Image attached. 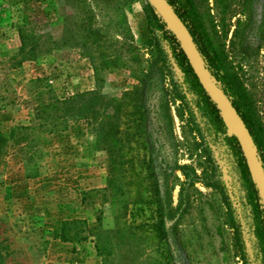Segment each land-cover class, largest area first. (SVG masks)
Returning <instances> with one entry per match:
<instances>
[{"label": "rangeland", "instance_id": "obj_1", "mask_svg": "<svg viewBox=\"0 0 264 264\" xmlns=\"http://www.w3.org/2000/svg\"><path fill=\"white\" fill-rule=\"evenodd\" d=\"M244 2L229 0L224 15L215 0H198V5L207 15L206 23L215 25L228 60L264 120V0ZM146 3L0 0V130L12 137L0 159V264H263L235 156L223 134L196 108L191 122L186 111H180L182 118L177 115L180 102L173 98L174 84L182 75L169 54L167 64H155L148 78V150L161 196L168 190L173 207L184 180L180 167L191 166L198 180L186 189L185 212L167 221L166 239H135L127 231L117 232L124 220L119 217L122 202L131 209L138 199L136 206L143 207L136 212L140 221L150 214L143 205L148 196L137 198L131 191L111 199L107 152L95 145L83 119L69 121L64 129L60 124L63 130L53 133L36 127L26 140L15 142L21 136L18 127L33 126L37 91L45 100L85 90L118 97L149 70L160 32L148 23ZM88 27L100 28L106 54L118 58V66L102 70L100 79L84 48L69 44H81ZM21 29L37 35L44 54L18 63ZM237 29L241 33L236 37ZM161 46L168 53L163 41ZM89 52L98 56L93 46ZM35 78L43 84H30ZM161 97L170 120L157 118L155 105ZM203 173L217 181V187L207 186ZM120 181L127 185V179ZM230 215L235 229L229 225ZM132 217L129 213L125 219ZM65 220L75 221L69 226V240L59 236ZM109 243L112 253L101 255L97 244Z\"/></svg>", "mask_w": 264, "mask_h": 264}, {"label": "trees", "instance_id": "obj_2", "mask_svg": "<svg viewBox=\"0 0 264 264\" xmlns=\"http://www.w3.org/2000/svg\"><path fill=\"white\" fill-rule=\"evenodd\" d=\"M167 1L191 33L195 47L210 76L227 95L243 119L253 138L256 153L264 169V120L261 119L255 100L246 89L241 76L235 69L236 67L228 60L215 25L211 23L209 26L206 23L207 15L200 11L198 0ZM244 3L247 5L248 0H245ZM215 4L219 12L224 15L229 6V0H215ZM144 8L149 25L160 32L156 43L157 54L149 65V70L136 77V83L118 97H110L100 90H85L62 98L49 95L45 100L41 96L42 91H37L33 107V126L18 127L21 130V136L15 142L20 143V141L26 140L29 131L35 130L36 127L53 133L66 128L69 121L83 119L95 137V145L107 152L110 173L107 190H109L111 199L124 196L125 193L131 191L135 193L137 198L142 199L144 193L148 196V200L144 201L143 205H147L150 214L149 217L140 221L136 220V212H141L143 207L136 206L135 203L139 202L138 199L132 201L135 207L131 209H128L127 203L122 202L119 217H124V220L122 225L117 227V232L120 230L127 231L135 239L143 236H153L160 241L166 239L170 228L167 221L172 219L176 213L185 212L188 199L186 189L188 186H193L198 180L191 166L183 165L180 167L184 180L180 184L178 204L173 207L168 198V190H165L166 196L164 198L161 196V186L153 165L154 158L152 151L148 150L151 144L148 123L152 111L148 103L149 92L151 91V83L148 78L155 64H167L169 54L182 75L181 81L174 84L173 98L180 102L177 115L182 118L184 113H180V111H186L187 121L191 122L194 117L193 110L196 108L201 115L207 117L218 132L223 134L224 140L235 156L254 216L255 234L263 254L262 263L264 264V208L260 203L255 184L250 178L238 141L234 135L227 134V128L220 110L201 87L174 33L166 28L162 18L149 3H146ZM86 31L81 44L74 41H70L69 44L84 48L91 59L95 76L100 79L102 70L118 66V58L106 54L105 42L101 41L103 34L100 33V28L88 27ZM240 33L241 30L237 29L235 36L237 37ZM19 37L21 59L16 62L19 63L24 59L35 60L44 54V45L34 32L21 29L19 30ZM161 41L166 45L168 53L161 46ZM92 46L97 50L98 56H93L89 52V48ZM42 81L41 78H35L30 80V84L41 86ZM187 94H191L192 97L187 99ZM165 105L166 102L161 97L155 105V112L157 118L170 120L171 116ZM60 124L63 125V129L59 128ZM11 138V135L0 130V159ZM203 175H205L203 181L207 186L217 187V181H212L206 173ZM121 179H127V185H123ZM129 213L133 217L126 220V214L129 215ZM228 222L230 227L234 229L238 227L231 215ZM73 223L75 221L71 220H65L61 223L59 236L62 240L70 239L68 230L70 224ZM110 244L108 246L97 244V249L101 255L112 253Z\"/></svg>", "mask_w": 264, "mask_h": 264}, {"label": "water", "instance_id": "obj_3", "mask_svg": "<svg viewBox=\"0 0 264 264\" xmlns=\"http://www.w3.org/2000/svg\"><path fill=\"white\" fill-rule=\"evenodd\" d=\"M164 21L166 28L171 30L177 38L180 48L185 54L201 87L215 102L221 112L228 135H234L245 159L250 178L257 189L260 203L264 208V169L255 150L253 138L243 119L232 105L227 95L214 82L209 71L204 66L197 51L191 33L179 18L167 0H146Z\"/></svg>", "mask_w": 264, "mask_h": 264}]
</instances>
